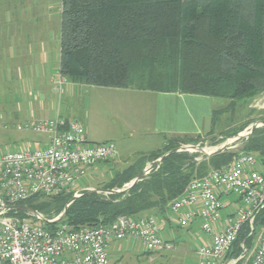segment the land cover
Wrapping results in <instances>:
<instances>
[{
	"label": "trees",
	"instance_id": "trees-1",
	"mask_svg": "<svg viewBox=\"0 0 264 264\" xmlns=\"http://www.w3.org/2000/svg\"><path fill=\"white\" fill-rule=\"evenodd\" d=\"M61 17L59 73L72 82L207 95L229 100L233 111L264 92V0H62ZM242 129L221 135L235 136ZM214 133L212 128L206 136ZM201 138L166 136L163 148L117 171L102 189L123 187L143 170L139 165L147 157L158 159ZM242 151L258 155L264 165V126L245 139ZM235 154L227 150L196 161L188 151L173 152L128 192L107 197L84 191L63 222L72 228L109 225L122 214L147 213L169 221V204L189 182L225 167ZM71 198L38 194L19 205L53 218ZM17 214L27 215L23 210ZM262 226L264 208L253 231L248 224L240 230L224 262L242 253V243L252 248Z\"/></svg>",
	"mask_w": 264,
	"mask_h": 264
},
{
	"label": "built area",
	"instance_id": "built-area-1",
	"mask_svg": "<svg viewBox=\"0 0 264 264\" xmlns=\"http://www.w3.org/2000/svg\"><path fill=\"white\" fill-rule=\"evenodd\" d=\"M18 128L44 133L48 140L40 148L0 153V264H111L110 246L115 241H136L144 252L177 249L163 235V220L153 214H122L109 225L79 228H72L64 219L54 227L43 220H54L60 214L53 218L41 212L18 215L20 209L15 206L35 195L72 194L78 198L94 189L81 188L90 169L117 156L112 141L89 143L79 119L45 118ZM260 163L254 153L238 154L225 167L193 178L169 204L180 227L199 221L208 238L196 249L197 264H224L243 226L248 224L254 230L256 217L264 208V165ZM230 195L235 197V208L223 216ZM241 247L242 253L226 264L240 260L242 264H264V226L253 253L249 254L244 243Z\"/></svg>",
	"mask_w": 264,
	"mask_h": 264
},
{
	"label": "rangeland",
	"instance_id": "rangeland-1",
	"mask_svg": "<svg viewBox=\"0 0 264 264\" xmlns=\"http://www.w3.org/2000/svg\"><path fill=\"white\" fill-rule=\"evenodd\" d=\"M61 7L62 0H0V55H3V65L0 64V153L40 148L47 142L48 137L44 133L18 128L19 125L27 121L35 120L25 118H32L31 116L45 118L48 116L52 119L56 118L60 112L62 118H78L82 123L85 121L92 130L114 132L121 136L119 143L113 139L119 150L117 156L93 166L89 175L84 179L85 184L94 189H102L101 186L108 181L110 176L135 162L145 152L151 151L154 147L157 148L160 141L159 138L155 137V144L150 146L139 143L147 136L148 138L152 137L147 121L149 117L143 111L139 114L126 108L123 113L114 114L110 110L107 111L105 105L97 103L95 97L90 93L72 98L64 94L58 71L60 65ZM37 37L39 39H37V46L35 47ZM11 49L16 54L15 56H12ZM44 49L49 54L48 60L44 57L43 59L48 62L43 65H33L38 71H29L31 68L28 64L31 58L29 52L33 51L39 57ZM11 61L16 63V67L11 65ZM261 96H264V93ZM252 102L253 100L250 103L238 104L233 111L229 109L231 103L229 100L213 97L210 118L213 124L211 128L215 129V133L213 136H205L197 143L191 144L200 145L207 152H212L225 141H229L228 151L235 152V155L248 153L242 151L247 137L236 140L237 135L224 137L221 134L230 129L243 127L238 134L245 135L250 131L251 124L264 120L262 119L264 111L253 108ZM84 115L87 116L86 119ZM249 121L252 122L248 124ZM131 132H134L135 137L128 138ZM38 140L43 143H37ZM163 145L156 150L163 148ZM188 152L196 155V161H202L206 158L203 153L190 150ZM156 160L147 157L144 163L139 165V168L144 166V169ZM128 183H125L123 187L115 188H125ZM103 195L108 197L109 194ZM179 228L175 232L176 235L180 234L182 228ZM196 229L194 234L198 235L200 230ZM164 231L165 226L163 225V235H165ZM259 232L260 227H257L256 241ZM256 241L252 248L244 243L249 254L253 253ZM122 243L126 249H124V259L120 258V263L117 262L116 264L177 263V260H174L175 255L178 254L177 249L169 253L166 260L161 257L159 262H149L150 256L141 252L143 250L139 243L136 241L130 243L123 241ZM112 251H114L112 256L117 253L115 250ZM170 255L173 256V261ZM230 260L228 259L224 264ZM188 262L190 263L191 260ZM242 262L243 260H240L235 264H242Z\"/></svg>",
	"mask_w": 264,
	"mask_h": 264
},
{
	"label": "crops",
	"instance_id": "crops-1",
	"mask_svg": "<svg viewBox=\"0 0 264 264\" xmlns=\"http://www.w3.org/2000/svg\"><path fill=\"white\" fill-rule=\"evenodd\" d=\"M37 39H39V37L35 39V47L37 46ZM11 54L12 56L16 55L15 53H13V50ZM48 54L49 53L45 49L40 53L39 57H37L33 51L29 52V55L31 57L30 61L28 62V64L31 66L29 71H38V69H35L33 65L46 64L48 62L46 61L48 60ZM43 57L46 60H44ZM2 58L3 55L1 54V65H3ZM11 65L15 66L16 63L14 61H11ZM60 84H62V91H64V94H66L67 97L72 98L74 96H80L81 94L83 95L84 93H90V95L92 94L93 97H95L97 103H100L103 106L105 105L108 109L107 111L110 110L114 114L120 112L123 113L124 111H126V108L130 109L131 111H135L139 114L142 111L144 112V114L146 113L149 117V120L147 121L149 124V131L151 132L150 136L152 137L148 138L147 136L142 139V142L140 141L139 143L146 146H150L151 144H155V137L159 138V146L157 148L154 147L151 151L162 147V145L165 143L166 136L187 135L190 137H196L201 135L204 137L212 129L211 127L213 124L210 117L212 114L213 97L211 96L182 92H160L153 90H142L134 87H101L81 82H72L62 76L60 77ZM261 95L262 93L259 95V97L257 96V98L253 99L251 106L257 110L264 111V96ZM86 115H84L85 119L87 118ZM31 117L32 118L25 119L39 120L49 118L48 116L45 118H34V116ZM56 117H61V112L58 113ZM64 119L72 120L78 118L65 117ZM82 124L85 127L86 137L89 143L93 144L108 141L114 142L115 140L113 141V139H116V143H119V140L121 138L120 134L114 132L109 133L101 132L98 130H92L90 127L87 126V123L85 121ZM133 133L134 132H131L128 138L135 137V134ZM36 142L43 143L39 140ZM149 152H145L144 155L148 154ZM118 153L119 150L117 148V154ZM86 186L92 187L85 184L84 182L81 183V188ZM225 202L226 205L222 211L223 216L227 215L228 213L234 210V205L236 204L235 197L233 195H230L226 198ZM163 223L165 226V238L178 247V254H176L174 257V260H177L176 264H197L198 256L196 253V249L199 245L204 244L208 240L207 236L201 229L200 222L196 221L191 226L187 228H182L180 230V234L178 235H176L175 232L180 228L176 221L175 215H171V220L169 221L163 220ZM196 228L200 230V233L198 235L194 234L195 230H197ZM122 242L123 241H115L110 246L111 264H116L117 262L120 263L119 261L121 259H124L125 246ZM112 250H115L117 252L113 256L112 253L114 251ZM141 252L143 254H147V256H150L149 262H159L161 257H164V260H166L168 258L167 255L173 251L164 250L151 252L150 254L144 251ZM170 257L173 261V256L170 255ZM188 260H191V262L189 263Z\"/></svg>",
	"mask_w": 264,
	"mask_h": 264
},
{
	"label": "water",
	"instance_id": "water-1",
	"mask_svg": "<svg viewBox=\"0 0 264 264\" xmlns=\"http://www.w3.org/2000/svg\"><path fill=\"white\" fill-rule=\"evenodd\" d=\"M264 125V120L262 121H257V122H254L253 124L250 125V131L245 134V135H241V134H237L236 136V140L237 139H240V138H244V137H249L250 134L258 127ZM230 142L229 141H225L224 143H222L220 145V147L212 152H207L203 147H201L200 145H197V144H186V145H182L174 150H171V151H168L166 152L165 154H163L161 157H159L156 161H154L150 166H147L146 168H144L135 178H133L127 185L125 188H122V189H116V188H113V189H91V190H88L89 192H93V191H102V192H108V193H121V192H128L130 190V188L135 184L137 183L139 180H141L144 176H146L147 172L149 170H152L156 167L159 166V164L161 163L162 159L167 157L169 154L173 153V152H179V151H196V152H199V153H203L206 157H210V156H213V155H216V154H220L224 151H226L230 146ZM77 198L76 197H73L69 200L70 203H72L74 200H76ZM68 202V203H69ZM15 208L17 209H20V210H23V211H27V212H31L33 214H39L38 211L30 208L29 206H26V205H18V206H15ZM67 204L65 206V208L63 209V211L60 213V215L54 219V220H48L47 218H43L44 221H47V222H52V223H58L59 221L63 220L64 217H65V214H66V211H67Z\"/></svg>",
	"mask_w": 264,
	"mask_h": 264
}]
</instances>
